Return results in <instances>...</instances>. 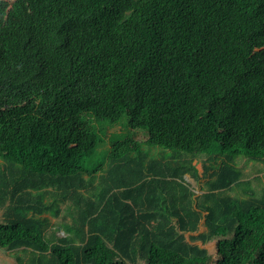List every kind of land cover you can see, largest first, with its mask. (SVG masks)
<instances>
[{
  "label": "trees",
  "instance_id": "16d2710c",
  "mask_svg": "<svg viewBox=\"0 0 264 264\" xmlns=\"http://www.w3.org/2000/svg\"><path fill=\"white\" fill-rule=\"evenodd\" d=\"M124 116L170 158L120 132L92 162L90 118ZM239 156L264 161V0H0V248L21 264H211L214 240V264H264V190L224 195L250 184Z\"/></svg>",
  "mask_w": 264,
  "mask_h": 264
},
{
  "label": "rangeland",
  "instance_id": "374dc122",
  "mask_svg": "<svg viewBox=\"0 0 264 264\" xmlns=\"http://www.w3.org/2000/svg\"><path fill=\"white\" fill-rule=\"evenodd\" d=\"M91 122L93 125H95L98 129L99 136L100 138H103V143L100 144L99 146L97 145L96 149L94 150V153L90 156V159H92V162H106V155H107V150H110L111 146V140H110V135L112 133H120L124 132L127 134H132V137L141 144L142 149L145 152H148V157H157L160 158L162 156H166L167 159L170 158V154L173 151L172 149H164L161 150L158 147H149L144 141L146 138V130L143 129H127L125 127V123L127 121V118L124 116L118 123L111 124L109 121L104 120V121H97L94 118H90ZM101 127L103 128L101 130ZM146 132V133H145ZM107 152V153H106ZM179 152V151H178ZM174 153V152H172ZM180 155L183 157L189 156V154L185 152H179ZM186 159H189L186 157ZM202 158H195L193 160V164L198 167L200 172H202ZM237 165L241 166L244 169V179L249 181V185L244 188L241 186H238L234 188L233 190H226L224 192V195H232L235 198H245L248 196L246 191L251 187L256 193L260 194L261 191L264 190V161H249L243 156H239L236 161ZM104 171H100L97 175H95V178L88 179V182L92 183V185H98L100 186L101 184V173ZM89 178V177H88ZM185 180L190 183L192 188L195 190L197 194H201L202 191L199 188V184L191 178L189 175L186 176ZM65 208V206H63ZM66 216L64 219L63 217ZM61 221H71L72 217L68 215V213L64 210L62 215L59 217ZM3 220V211L0 210V222ZM60 224V223H59ZM59 235L60 236H65L67 233L60 224L59 227ZM205 230V228L202 226L201 231ZM57 232V231H53ZM50 235V234H49ZM49 238V237H48ZM201 243V242H197ZM217 240L211 241L207 244H202L203 247H206L209 251V254L211 255V264H214L216 260L219 258L218 251H217V246H216ZM18 256H21L24 258L25 262L27 261V255H25L24 250L18 249V250H5L3 248H0V264H21L20 261L18 260ZM139 264H145L144 261H141Z\"/></svg>",
  "mask_w": 264,
  "mask_h": 264
},
{
  "label": "crops",
  "instance_id": "0c3cea01",
  "mask_svg": "<svg viewBox=\"0 0 264 264\" xmlns=\"http://www.w3.org/2000/svg\"><path fill=\"white\" fill-rule=\"evenodd\" d=\"M48 215V214H47ZM51 219V226L50 228L48 229V233L51 234L57 227L60 226L61 222H60V218L59 217H51L50 215H48ZM60 223V224H59ZM59 235V231L56 233Z\"/></svg>",
  "mask_w": 264,
  "mask_h": 264
}]
</instances>
